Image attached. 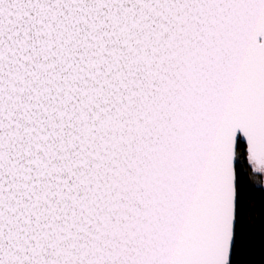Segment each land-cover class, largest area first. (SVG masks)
Listing matches in <instances>:
<instances>
[{
  "label": "snow or ice",
  "instance_id": "snow-or-ice-1",
  "mask_svg": "<svg viewBox=\"0 0 264 264\" xmlns=\"http://www.w3.org/2000/svg\"><path fill=\"white\" fill-rule=\"evenodd\" d=\"M0 264H264V0H0Z\"/></svg>",
  "mask_w": 264,
  "mask_h": 264
}]
</instances>
